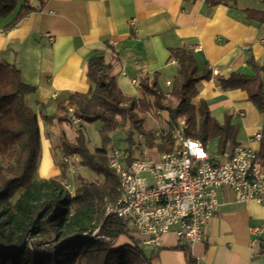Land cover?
<instances>
[{
  "label": "crops",
  "instance_id": "0c3cea01",
  "mask_svg": "<svg viewBox=\"0 0 264 264\" xmlns=\"http://www.w3.org/2000/svg\"><path fill=\"white\" fill-rule=\"evenodd\" d=\"M247 8L264 9V0H46L42 8L29 12L12 27L7 24L17 9L0 17V62L12 63L16 55L21 79L36 86L34 93L25 96L26 104L38 115L41 137L35 177L67 174L59 164L58 143L61 135L74 140L76 127L55 120L48 124L42 116L55 113L58 98L89 90L86 65L97 51L111 63V74L122 92L141 97V88L131 79L151 78L156 72L159 86L168 90L166 82H172L178 68L170 50H190L198 72L211 71V78L198 84L193 104L199 107L204 101L220 124L228 117L238 127L236 145L258 151L260 142L249 138L262 130L261 112L245 90H225L216 81L231 72L254 75L250 59L258 65L264 63V25L247 20ZM122 64L124 73H120ZM258 76L264 89V70ZM85 138L90 149L99 147L91 148ZM209 142L217 149V138ZM77 166L78 171L83 169ZM263 224L261 205L237 203L232 192L222 188L201 241L187 244L167 232L159 245H150L149 252L141 248L145 255L156 252L153 262L158 264H187L185 252L178 248L181 245L187 246L199 264H264V227L257 238L251 233L252 227ZM135 237L142 246V238ZM130 242L121 236L115 245Z\"/></svg>",
  "mask_w": 264,
  "mask_h": 264
},
{
  "label": "trees",
  "instance_id": "16d2710c",
  "mask_svg": "<svg viewBox=\"0 0 264 264\" xmlns=\"http://www.w3.org/2000/svg\"><path fill=\"white\" fill-rule=\"evenodd\" d=\"M0 0V17H8L15 9L14 18L7 24L14 26L26 14L43 7L46 0ZM247 20L264 25V9L247 8ZM170 58L178 68L171 87L166 93L158 84V75H145L140 79L141 97L126 95L118 87L111 74V63L103 53L95 52L87 61L86 76L91 83L87 92H72L56 101L53 115H43L51 124H72L70 114L81 118L83 123L99 121L100 146L90 149L83 129L76 128L74 140L64 135L58 147L62 153L76 154L78 164L101 176L102 181L86 179L71 194L62 184L61 176L37 179L35 177L40 155V129L38 115L25 101L27 94L34 93L36 86L25 83L16 63L0 62V264H153L156 252L145 255L141 241L133 235L125 223L113 214H104L107 203L117 198L118 178L109 166L107 147L110 134L116 129H126V148L130 161L135 148L143 143L168 151L170 143H155L151 130L144 128L145 114L151 109L166 110L174 122L183 117L188 128L186 136L206 145L217 138V152H231L236 146L238 127L231 125L228 117L220 124L210 115L204 101L199 107L193 104L202 80L211 78L206 68L198 72L197 61L185 48L170 50ZM254 75L231 72L217 77L222 89H242L248 99L262 114L261 139L257 158L264 167V89L259 79L262 65L248 60ZM141 139H135L136 135ZM7 158L6 165L1 164ZM14 202L11 199L18 193ZM97 235L110 238L91 239ZM121 236L131 242L115 245ZM187 264H199L181 245Z\"/></svg>",
  "mask_w": 264,
  "mask_h": 264
},
{
  "label": "built area",
  "instance_id": "2783aa9c",
  "mask_svg": "<svg viewBox=\"0 0 264 264\" xmlns=\"http://www.w3.org/2000/svg\"><path fill=\"white\" fill-rule=\"evenodd\" d=\"M120 73H124L123 64ZM131 82L140 87L138 78ZM166 85L171 87V82ZM147 113L158 121L152 131L155 143H170L171 148L160 151L156 146H147L138 135L143 143L138 157L129 161L127 154L117 148L107 153L118 185L117 198L106 204L105 215L121 219L133 235L142 238L143 244L159 245L167 232L192 244L203 239L205 224L217 206L218 190L228 188L235 202L253 201L264 208V167L256 149L236 145L231 152L214 156L200 140L186 136L188 125L183 117L172 122L166 110L151 109ZM70 119L83 129L81 118L71 113ZM261 136V131H257L249 141L259 142ZM78 161L76 154H60L61 164L70 172L75 171ZM63 185L69 187L66 180ZM263 227L264 224L252 227L251 233L257 238ZM87 236L110 240L98 236L97 228Z\"/></svg>",
  "mask_w": 264,
  "mask_h": 264
},
{
  "label": "rangeland",
  "instance_id": "374dc122",
  "mask_svg": "<svg viewBox=\"0 0 264 264\" xmlns=\"http://www.w3.org/2000/svg\"><path fill=\"white\" fill-rule=\"evenodd\" d=\"M169 89L168 90H164V91L168 92ZM145 117L146 118H145V121H144V128L146 130H151V131L156 129V126L158 125V121H156L155 119L150 117V115H148V113L145 114ZM73 126L76 127L75 125H73ZM99 127H100V122L99 121H93V122L88 123V124L83 123V129H84L83 131H84L85 135L87 136V138L89 140L88 143H89V146L91 148H93L94 145L100 146V144H101L100 143V136H99ZM125 130L124 129H116L110 134L111 143L107 147V153H109V151L112 148H117L119 150H123V149L126 148L127 145H126V141L124 140V138H125ZM138 135H140V134H138ZM138 135L135 136V139H138ZM207 147H208V149L211 150V151L210 150L209 151L211 152L212 155L219 156L220 153L217 152V149L215 148L213 143L208 142ZM139 148H140V146L138 148H135L134 153H133V157H138V152L137 151H138ZM6 161H7V158H4L2 160V162H1V164L3 166H5L6 165ZM59 164L61 166H63L65 172L67 173V174H64L63 176H61L62 184H63L64 180L67 181V183L69 184V187L66 188L64 185L63 186L71 194H73L75 192V190L80 186V183L83 180L92 179V180L102 181V177L101 176L95 175L91 170H89L88 168H86L84 166H83V169H81L80 171H78V166H77L74 172H70V170L64 164H61V162H59ZM19 193L20 192H18L11 199L12 202L15 201V199L17 198ZM141 247L144 249L145 252L146 251L149 252L151 250V248H152V246L146 245V244H143Z\"/></svg>",
  "mask_w": 264,
  "mask_h": 264
},
{
  "label": "bare ground",
  "instance_id": "6f19581e",
  "mask_svg": "<svg viewBox=\"0 0 264 264\" xmlns=\"http://www.w3.org/2000/svg\"><path fill=\"white\" fill-rule=\"evenodd\" d=\"M45 162H46V158H45L44 163H43V167H44V168H45Z\"/></svg>",
  "mask_w": 264,
  "mask_h": 264
}]
</instances>
